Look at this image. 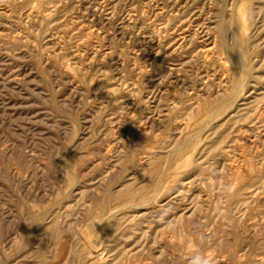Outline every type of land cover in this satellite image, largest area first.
<instances>
[{
  "label": "rangeland",
  "instance_id": "374dc122",
  "mask_svg": "<svg viewBox=\"0 0 264 264\" xmlns=\"http://www.w3.org/2000/svg\"><path fill=\"white\" fill-rule=\"evenodd\" d=\"M205 262L264 264V0H0V264Z\"/></svg>",
  "mask_w": 264,
  "mask_h": 264
},
{
  "label": "bare ground",
  "instance_id": "6f19581e",
  "mask_svg": "<svg viewBox=\"0 0 264 264\" xmlns=\"http://www.w3.org/2000/svg\"><path fill=\"white\" fill-rule=\"evenodd\" d=\"M222 39H223V38H222ZM221 41H222V40H221ZM221 44H223V43H221ZM166 163H167V162H166ZM157 168H158V167H157ZM153 170H155V168H154ZM158 170H159V169H158ZM158 170H157V171H158ZM159 171H160V170H159ZM159 171H158V172H159ZM143 195H144V194H143ZM126 196H127V195H126ZM128 197H129V196H127L126 198H128ZM141 197H142V196H141ZM119 198H120V197H119ZM121 198H122V197H121ZM142 198H144V197H142ZM124 199H125V198H124ZM128 199H129V198H128ZM127 201H128V200H127ZM57 226H58V225H57ZM101 231H102V230H101ZM49 232H50V231H49ZM53 233H54V232H53ZM51 239H52V238H51ZM85 247H86V246H85ZM85 259H86V258H85Z\"/></svg>",
  "mask_w": 264,
  "mask_h": 264
},
{
  "label": "clouds",
  "instance_id": "9594fccd",
  "mask_svg": "<svg viewBox=\"0 0 264 264\" xmlns=\"http://www.w3.org/2000/svg\"><path fill=\"white\" fill-rule=\"evenodd\" d=\"M205 264H206V262H205Z\"/></svg>",
  "mask_w": 264,
  "mask_h": 264
}]
</instances>
